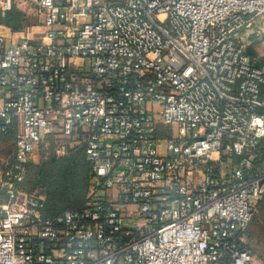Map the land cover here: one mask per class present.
Here are the masks:
<instances>
[{"label":"built area","instance_id":"built-area-1","mask_svg":"<svg viewBox=\"0 0 264 264\" xmlns=\"http://www.w3.org/2000/svg\"><path fill=\"white\" fill-rule=\"evenodd\" d=\"M14 169L0 264H253L264 202V0H0ZM82 147V206L41 212L35 155Z\"/></svg>","mask_w":264,"mask_h":264},{"label":"trees","instance_id":"trees-1","mask_svg":"<svg viewBox=\"0 0 264 264\" xmlns=\"http://www.w3.org/2000/svg\"><path fill=\"white\" fill-rule=\"evenodd\" d=\"M31 20L32 18L27 17L15 5L0 17V22L14 32L18 31L23 23ZM262 91L264 92V85ZM15 130L13 124L4 128L0 121V137L3 139L13 141ZM13 150L14 144L11 154H13ZM47 157L37 165L33 175L31 170L36 165L26 166L27 174L30 172V176L28 180L26 178L22 181L20 188L30 190L35 186H40L43 189L46 198L41 212L44 216H53L66 209L82 206L91 173L84 149L82 147L70 148L62 156L57 157L52 153ZM6 199V191L0 190V200L6 201Z\"/></svg>","mask_w":264,"mask_h":264},{"label":"rangeland","instance_id":"rangeland-1","mask_svg":"<svg viewBox=\"0 0 264 264\" xmlns=\"http://www.w3.org/2000/svg\"><path fill=\"white\" fill-rule=\"evenodd\" d=\"M259 37H262L261 41L256 44L258 52L264 55V32L258 34ZM13 149V141L5 140L0 137V190H7L5 182L9 177V172L12 170V173H15L13 154H11ZM49 156V155H48ZM48 157L44 155H35L34 162H31V165H36L32 167V175L40 163L46 160ZM29 164V165H30ZM30 176V172L27 174V180ZM25 178V179H26ZM24 179V180H25ZM23 180V181H24ZM25 190V189H24ZM5 201L0 200V204ZM263 207V208H262ZM248 235L250 237V244L254 251V262L253 264H264V205H260L257 213L254 215L253 219L248 225Z\"/></svg>","mask_w":264,"mask_h":264},{"label":"water","instance_id":"water-1","mask_svg":"<svg viewBox=\"0 0 264 264\" xmlns=\"http://www.w3.org/2000/svg\"><path fill=\"white\" fill-rule=\"evenodd\" d=\"M262 37H258L250 41L246 47V52L250 55H255L256 54V48L255 45L261 41Z\"/></svg>","mask_w":264,"mask_h":264},{"label":"crops","instance_id":"crops-1","mask_svg":"<svg viewBox=\"0 0 264 264\" xmlns=\"http://www.w3.org/2000/svg\"><path fill=\"white\" fill-rule=\"evenodd\" d=\"M19 10H21V8H19V7H17ZM25 15H26V13L23 11V10H21ZM1 16H3V15H0V17ZM0 24H3V23H1L0 22ZM5 25V24H4ZM6 26V25H5ZM8 27V26H7ZM14 32V31H13ZM15 32H18V31H15ZM258 38V37H257ZM255 48H256V50L258 51V49H257V47H256V45H255ZM248 232V231H247ZM250 238V237H249Z\"/></svg>","mask_w":264,"mask_h":264}]
</instances>
